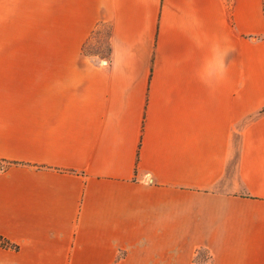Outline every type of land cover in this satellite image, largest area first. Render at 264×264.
<instances>
[{
  "label": "crops",
  "instance_id": "0c3cea01",
  "mask_svg": "<svg viewBox=\"0 0 264 264\" xmlns=\"http://www.w3.org/2000/svg\"><path fill=\"white\" fill-rule=\"evenodd\" d=\"M0 236V264H264V0H0Z\"/></svg>",
  "mask_w": 264,
  "mask_h": 264
},
{
  "label": "rangeland",
  "instance_id": "374dc122",
  "mask_svg": "<svg viewBox=\"0 0 264 264\" xmlns=\"http://www.w3.org/2000/svg\"><path fill=\"white\" fill-rule=\"evenodd\" d=\"M107 31L108 26H101L96 34H93L88 41V50L91 52H100L107 54ZM206 259V255L203 252L198 253L196 260L203 261Z\"/></svg>",
  "mask_w": 264,
  "mask_h": 264
},
{
  "label": "trees",
  "instance_id": "16d2710c",
  "mask_svg": "<svg viewBox=\"0 0 264 264\" xmlns=\"http://www.w3.org/2000/svg\"><path fill=\"white\" fill-rule=\"evenodd\" d=\"M101 26H108V31H107V54H102L100 52H91L88 50V41L89 39L92 37L93 34H96L98 32V30L100 29ZM110 35H111V30H110V27L108 24L106 23H99L98 26L94 29V31L92 32V34L90 35V37L88 38L87 41H85L82 45V51L85 53V54H95V53H100L102 55H105V56H109L110 53H111V47H110V43H109V38H110ZM0 244L3 245V246H12V247H16L15 244L11 243L10 241H8L7 239L3 238L0 236ZM200 253V252H198Z\"/></svg>",
  "mask_w": 264,
  "mask_h": 264
}]
</instances>
